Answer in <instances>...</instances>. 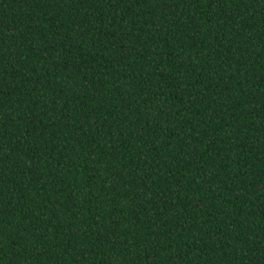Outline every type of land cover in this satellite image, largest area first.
<instances>
[{"label":"trees","instance_id":"trees-1","mask_svg":"<svg viewBox=\"0 0 264 264\" xmlns=\"http://www.w3.org/2000/svg\"><path fill=\"white\" fill-rule=\"evenodd\" d=\"M0 264H264V0H0Z\"/></svg>","mask_w":264,"mask_h":264}]
</instances>
